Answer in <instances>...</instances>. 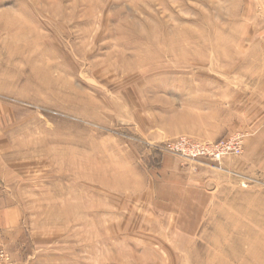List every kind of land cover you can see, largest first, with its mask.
Returning <instances> with one entry per match:
<instances>
[{"label": "rangeland", "instance_id": "374dc122", "mask_svg": "<svg viewBox=\"0 0 264 264\" xmlns=\"http://www.w3.org/2000/svg\"><path fill=\"white\" fill-rule=\"evenodd\" d=\"M263 43L264 0H0V264H264Z\"/></svg>", "mask_w": 264, "mask_h": 264}, {"label": "crops", "instance_id": "0c3cea01", "mask_svg": "<svg viewBox=\"0 0 264 264\" xmlns=\"http://www.w3.org/2000/svg\"><path fill=\"white\" fill-rule=\"evenodd\" d=\"M254 42L257 43V41ZM261 47H264V43L261 45ZM258 94V96L255 95V97H258V100H256L253 104L256 105L257 108L254 109L253 115L250 116L251 118L248 117L253 122L252 127L258 130V134L254 135L247 142H245L241 159L243 162L250 163L252 169H259L262 173H264V138L262 137L264 135V82L262 83ZM248 111H250V109L242 112L247 113ZM256 113H260L259 119L256 118ZM9 212L7 213L6 210H4V212L3 210L0 211V216L6 215L4 217L6 220V225L11 222V216L9 215ZM3 223L5 224V222Z\"/></svg>", "mask_w": 264, "mask_h": 264}, {"label": "built area", "instance_id": "2783aa9c", "mask_svg": "<svg viewBox=\"0 0 264 264\" xmlns=\"http://www.w3.org/2000/svg\"><path fill=\"white\" fill-rule=\"evenodd\" d=\"M240 148V142L235 139L224 140L216 144H198L194 146V156H208L218 160L224 155L237 154L240 152ZM175 149L178 150L177 147Z\"/></svg>", "mask_w": 264, "mask_h": 264}]
</instances>
